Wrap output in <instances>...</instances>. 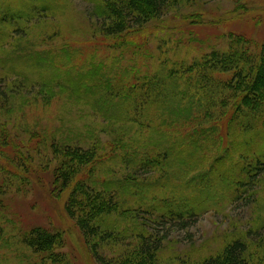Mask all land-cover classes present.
<instances>
[{
    "label": "trees",
    "instance_id": "16d2710c",
    "mask_svg": "<svg viewBox=\"0 0 264 264\" xmlns=\"http://www.w3.org/2000/svg\"><path fill=\"white\" fill-rule=\"evenodd\" d=\"M180 1L100 0L91 18L107 47L128 52L145 26ZM6 4L0 6V48L18 45L19 50L5 61L3 74L9 79L0 77V173L15 166L14 180L22 183L40 166L38 153L51 156L52 192H68L65 211L99 264H157V252L170 231L195 225L208 201L224 198L218 192H231L233 200L246 193L245 199L256 196V183L264 174V41L234 36L224 51L212 50L190 62L165 58L154 72L132 65L117 73L106 71L104 57L77 66L70 46L44 50L42 39L22 37L44 21L30 19L48 11L47 0ZM43 40L55 46L54 37ZM55 100L71 108L87 105L93 122L84 130L88 142L82 140L85 134L64 123L48 132L28 122V108L49 110ZM94 112L104 120L98 123ZM102 131L118 136L124 154L117 162L126 173L98 167ZM228 136L231 140L220 147ZM152 170L162 177H151ZM162 190L169 195L159 197ZM119 220L133 224L121 228ZM131 234L134 240L125 243ZM21 242L37 255L47 253L49 261L63 259L51 253L62 242L60 235L44 227L24 232ZM119 242L125 248L117 254L100 251ZM253 242L235 239L193 264H254L250 247L264 253V234Z\"/></svg>",
    "mask_w": 264,
    "mask_h": 264
},
{
    "label": "rangeland",
    "instance_id": "374dc122",
    "mask_svg": "<svg viewBox=\"0 0 264 264\" xmlns=\"http://www.w3.org/2000/svg\"><path fill=\"white\" fill-rule=\"evenodd\" d=\"M11 1L0 0V6L4 9L6 3ZM16 1L21 4L31 2ZM47 1L50 3L48 11L39 15V19H30L44 21L32 26L30 33L28 30L27 35L22 37L42 39L44 50L65 44L70 46L76 50L74 64L77 66L86 65L90 61L97 62L104 57L106 71L112 68L119 73L124 67L130 68L134 65L139 67L140 72H154L160 61L165 58H170L175 63L190 62L212 50L224 51L230 37L243 36L245 40L253 38L264 41V0L180 1L176 8L168 10L157 21L154 20L145 26L141 32L143 35L137 38L135 48H132L133 45L128 46V52L125 50L122 53L107 47V41H103L94 27L91 13L100 0ZM14 9L16 10L15 7ZM15 37L9 41L12 42ZM46 37H54L55 46L47 44L43 40ZM141 41L145 44L138 47ZM39 45L40 42L36 46ZM17 46L14 48L5 45L3 49L0 48V77L6 76L7 73L3 74V68L7 67L4 65L5 61L7 57L14 55L12 52H18ZM117 58L120 64L116 63ZM5 78L9 79V76ZM35 110L34 107L26 110L27 116L31 118L28 122L47 127L48 132H54L64 123L67 128L76 130L73 132H82L84 135L87 123H93L90 121L91 113L88 112L87 105L71 108L63 105L62 101L55 100L49 110L37 108L36 113ZM94 114L92 118L99 120L98 123L104 120L97 117V113ZM85 135L82 140L88 142L90 138L88 134ZM20 136L26 138L23 133ZM98 136L100 145L97 144V158L101 157L98 164L100 170L109 171L115 168L118 173H126L124 167L117 162L123 160L124 154L122 144L116 139L118 136L110 135L106 131L98 132ZM113 138L116 146L114 149L111 148ZM225 139L230 141L231 137H224L220 147L227 145ZM86 144L84 143L85 147L88 145ZM7 151L11 155V151ZM29 152L34 155L32 151ZM27 156L35 165L34 158L29 153ZM50 157L38 153L37 161L40 166L35 165L36 172L27 175L26 181L22 183L14 180L16 177L13 176L17 175L15 166L3 168L0 173V264H99L78 225L65 211L68 192L63 191L59 196L57 192H52L51 174L55 163L50 162ZM8 170L11 174H8ZM152 171L151 177H162L161 171ZM260 179L256 183V196L253 199H245L246 193L242 194V199L233 200L231 192H218L219 196L223 195L224 198L208 201L207 209L200 213L195 225L190 229L170 231L163 241L162 248L157 252V264L197 263L220 253L235 239L254 244L253 241L264 234V174ZM163 190L159 197L169 195L166 191L163 193ZM130 205L132 208L136 207L133 202H130ZM119 224L121 228H126L133 222L121 220ZM35 226L44 227L60 235L62 242L54 246L51 253L61 255V262L49 261L47 253L37 255L21 242L22 234ZM133 238L135 237L131 234L125 243L134 240ZM124 246L125 244L119 242L114 246L106 245L100 251L103 255L111 256L117 254L120 248L124 249ZM250 252L252 263L264 264L262 251L250 247Z\"/></svg>",
    "mask_w": 264,
    "mask_h": 264
}]
</instances>
